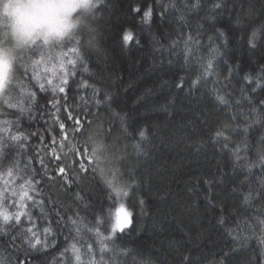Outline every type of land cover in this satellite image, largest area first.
Segmentation results:
<instances>
[{
    "label": "trees",
    "instance_id": "obj_1",
    "mask_svg": "<svg viewBox=\"0 0 264 264\" xmlns=\"http://www.w3.org/2000/svg\"><path fill=\"white\" fill-rule=\"evenodd\" d=\"M214 2L201 0L199 8H192L186 0H102L83 26L85 30H79L76 35V39L84 42L89 71L83 72L77 64L74 79L88 80L101 95L109 93L112 101L110 106L103 103L97 106L91 87L79 89V95L74 87L68 107L74 116L83 112L81 119L85 124L99 125L112 133L106 143L123 155L122 174L138 169L143 175L142 187L129 201L138 228L123 244L140 252L152 264H183L185 256L190 257L191 264H219L224 252L229 253L227 264H264V232L258 223L264 219V204L255 196L247 204L243 200L249 184L258 187L264 176L260 175L259 167L253 168L252 174L240 167L244 161L235 160L234 148L222 147L209 135L223 124L232 132L230 145L243 140L244 137L236 136V132L243 131V126L237 128L231 117L250 112V101L257 104L264 98V88L258 87L252 92V85L244 79L264 65V44L250 49L246 33L238 23L248 26L264 19V0H225L226 7L217 10L212 8ZM172 3L176 6L171 7ZM137 7L150 8L151 16L146 18L143 11L135 12ZM125 30L131 31L134 37L127 44L122 43ZM188 35L200 44L190 65L184 63L182 42ZM0 40L8 42L3 30H0ZM173 41L180 43L172 48ZM76 55L66 49L54 50L53 56L58 59L45 60L36 74L51 77L60 59L66 61ZM209 56L215 65L214 74L207 84L193 88L192 80L202 71L197 60L206 61ZM181 78L183 86L179 87ZM25 84L27 88L26 81ZM213 88L226 95L228 105L215 100V95L210 94ZM38 98L45 103L44 93ZM32 114L36 117L33 120L28 119L27 113L23 114L21 127L25 132H39L42 137L53 121L48 120L46 124L36 109ZM57 115L60 121L71 124L64 111ZM15 119V116L0 119V133L5 137L10 131L16 134L10 123L4 127L5 120ZM261 135L264 128L259 124L250 128L249 145H255ZM86 139L87 136L76 137L81 145ZM138 143L139 154L135 147ZM86 147L90 149L91 143ZM25 152L34 160L22 163L34 167L39 176L44 175L41 160L48 165V172H52L56 163L52 160L53 152L41 138L32 136ZM56 155H61L59 149ZM246 155L249 161L255 160V148ZM17 180L7 169L0 170V188L5 191L18 188ZM237 185L241 190L233 194L230 190ZM40 188L44 198L50 197L51 202L44 205L43 216L35 209L33 219L40 238H43V228L52 224L55 233L49 239L55 240V247L46 250L48 257L34 258L33 254L29 264H44L51 253L58 254L72 244L76 232L68 218L79 216L92 224V208H98V202L105 201L104 185L98 176L93 179L90 175L89 181L74 184L70 189L61 187L59 182H44ZM77 192H82L83 202L74 200ZM141 198L145 201L143 209L138 204ZM85 203H91L92 208H86ZM112 211L115 213V208ZM57 212L63 218L59 224ZM221 216L225 220L223 224L219 222ZM237 219L252 225L251 229L241 232L243 240L235 239V231H230L236 229ZM82 235L91 242L92 234L82 232ZM10 254L8 237L0 236V259Z\"/></svg>",
    "mask_w": 264,
    "mask_h": 264
},
{
    "label": "snow or ice",
    "instance_id": "obj_2",
    "mask_svg": "<svg viewBox=\"0 0 264 264\" xmlns=\"http://www.w3.org/2000/svg\"><path fill=\"white\" fill-rule=\"evenodd\" d=\"M186 4H191L192 8H199L201 0H186ZM175 6V3L171 4V7ZM224 7H226L225 0H216L212 4L213 10ZM134 11L137 13L143 11L146 18L150 17L152 12L150 8L142 10L140 7L135 8ZM180 19H183V16ZM238 23L241 24V30L246 33L245 38L250 49L254 50L264 44V19L248 26L240 21ZM84 30L83 27L80 29L81 32ZM76 35L77 33L54 48L44 49L34 46L27 50L18 57L17 71L12 82L9 83L7 79L0 82V119H4L5 116L17 117L13 121L5 120L4 124V127H8L10 123L16 134L10 131L5 137L3 133H0V170L7 169L9 175L15 174L19 184L18 188L12 187L7 191L0 188V236L8 237L11 248V254L0 259V264H29V257L33 254H35L34 258L48 257L46 250L55 247V240L49 239L54 235L55 229L51 223H48L43 228V238H40L41 234L33 219L35 209L38 208L43 216L46 212L44 205L51 202L50 197L47 200L44 198L40 188L41 183L59 182L61 187L70 189L74 184L78 186L81 182L89 181L90 175L93 179L98 176L102 180L105 196V201L98 202V208H92L91 203H85L86 208H92L94 223L88 224L79 216L69 217L68 220L73 224L76 232L73 243L67 245L58 254L51 253L50 258L44 260V264H152L151 260L144 258L140 252L131 250L123 244L125 238L138 228L132 210L133 206L129 201L136 197L142 187L143 175L138 169H129L126 175L122 174L120 169L124 166L123 155L117 153L113 146L106 143V139L111 137L112 133L99 125L93 127L92 123L85 124L81 119L84 113L81 112L74 116L73 110L68 107L69 96L74 87L77 95H79V89L91 87L93 102L97 106L102 103L110 106L112 101L109 93L105 92L101 95L100 90L94 84L90 85L88 80L76 81L74 79L78 71L77 64L83 72L89 71L84 42L76 39ZM133 39L131 31H123L122 43H130ZM182 42L184 63L190 65L192 58L195 57V50L200 46L199 40L188 35L183 38ZM3 43V40H0V45ZM91 43L90 40L89 44ZM179 43V41H173L171 47L175 48ZM70 45L73 46L70 47ZM209 47L212 46L209 45ZM57 49L61 52L66 49L77 55L66 61L60 59L58 69L53 71L51 77L37 75V69L45 60L56 61L58 59L53 56V51ZM197 63L202 71L192 80L193 88L207 84L215 68L211 56L206 61L198 59ZM244 79L252 85V92H255L258 87L264 88V65H261L255 74H247ZM25 81L27 88L31 90H27ZM178 86H183V78ZM40 93H44L45 103L40 102L38 98ZM210 94H214L215 100L220 104H229V99H226V95L221 94L218 89L213 88ZM236 104H239V101H236ZM34 109L39 111V118L44 119L46 124L48 120L53 121L52 125L45 128L42 137L39 132H25L21 127L20 118L24 113L28 114L29 120L36 118L32 114ZM61 111L66 113V120L71 121L70 125L60 121L57 113ZM231 119L236 122L237 128L243 126V131L236 132V136L244 137L243 140L230 145L232 132L226 130L223 124L217 126L209 134L210 137L224 148L232 146L234 148L232 155L235 160L243 159L244 161L239 165L240 167L247 168L250 174L253 168L259 167L260 175L264 176V135L259 137L255 145L248 143L250 128L256 124L264 128V98L257 104H252L250 101V112L240 113L239 116L234 115ZM69 129H71V136ZM140 135L144 137L143 132ZM32 136L41 138L51 147L52 160L56 162L51 173L48 172V165H44L43 160L40 161L44 169L43 176H39V172L34 167L30 168L27 163H22L25 160H34L25 152ZM77 136H87L84 145L76 140ZM89 142L91 143L90 149L86 147ZM53 145L55 147H52ZM135 147L139 154L140 144L138 143ZM253 147L256 151V159L249 161L246 154ZM58 149L61 155H56ZM241 152L245 153L243 157ZM240 190L241 186L237 185L230 191L236 194ZM253 196L258 202L264 204V179L259 181L258 187L254 188L251 183L249 184L248 192L243 194L244 202L249 203ZM74 200L83 202L82 192L75 193ZM106 201H111V203L106 205ZM144 203L142 198L138 200L141 209ZM113 208H115V213L112 211ZM56 215V223L59 224L63 218L59 212ZM219 222L225 223L222 216ZM258 223L264 232V219H260ZM245 228L251 229L252 225L247 221L237 219L236 229H230V231H235V239L243 240L245 237L241 235V232ZM82 232L92 234L94 239L90 236L91 242H89L84 239ZM228 256L229 253L224 252L219 264H227ZM183 264H191L189 256L183 258Z\"/></svg>",
    "mask_w": 264,
    "mask_h": 264
},
{
    "label": "clouds",
    "instance_id": "obj_3",
    "mask_svg": "<svg viewBox=\"0 0 264 264\" xmlns=\"http://www.w3.org/2000/svg\"><path fill=\"white\" fill-rule=\"evenodd\" d=\"M102 0H0V82L9 83L21 53L34 46L54 48L72 38L95 14Z\"/></svg>",
    "mask_w": 264,
    "mask_h": 264
},
{
    "label": "rangeland",
    "instance_id": "obj_4",
    "mask_svg": "<svg viewBox=\"0 0 264 264\" xmlns=\"http://www.w3.org/2000/svg\"><path fill=\"white\" fill-rule=\"evenodd\" d=\"M91 17H89L85 22H84V25L90 20Z\"/></svg>",
    "mask_w": 264,
    "mask_h": 264
}]
</instances>
